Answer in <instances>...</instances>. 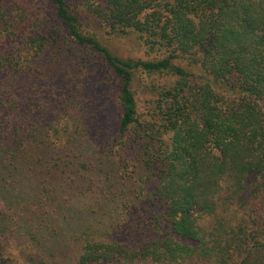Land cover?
<instances>
[{"label":"trees","instance_id":"1","mask_svg":"<svg viewBox=\"0 0 264 264\" xmlns=\"http://www.w3.org/2000/svg\"><path fill=\"white\" fill-rule=\"evenodd\" d=\"M74 4L0 0L9 250L52 264H264V0ZM102 69L112 134L87 108V75ZM144 193L139 218L157 207L167 235L131 247Z\"/></svg>","mask_w":264,"mask_h":264},{"label":"rangeland","instance_id":"2","mask_svg":"<svg viewBox=\"0 0 264 264\" xmlns=\"http://www.w3.org/2000/svg\"><path fill=\"white\" fill-rule=\"evenodd\" d=\"M72 6L74 4V0H67ZM115 45H117V52L126 55V53H131L134 49V44L126 42L124 40L113 41ZM86 76V74H85ZM108 77L106 75V71L102 69V71L96 70L95 72H90L87 75V78H90L91 81L95 78V88L92 90L90 85L92 82L87 81V91L91 93L92 100H90V105H87L88 110L93 116L94 120L98 123L101 122V129L105 130L106 133H114L117 125V121L119 118V109L112 103L110 97H106L107 93L105 91V85L110 81L108 78L101 80V77ZM64 88V86L62 87ZM105 91L104 99L99 98L98 93ZM87 93V92H86ZM101 100V101H100ZM141 101V100H139ZM106 105V107L104 106ZM138 109L142 110V106L140 102H137ZM42 116L38 117V120L41 119ZM100 126V125H99ZM149 185L148 191L151 194V190L153 189L154 182L151 180L147 183ZM144 193L139 196L138 201L134 202L131 205V209L135 214L134 220L132 221L133 228H135V232L132 238L128 241L131 247H137L143 241L145 237H153L157 239L158 237L162 238L167 235V227L165 226V221L162 220L161 212L157 209V207H150L146 209V214L148 217L145 219L139 218L141 213L145 210V204L149 203L150 194ZM137 195V194H136ZM131 197H135V195H131ZM158 204V203H157ZM159 207V204H158ZM132 213V214H133ZM162 218V219H161ZM124 236V233H122ZM128 236V235H126ZM141 239V240H140ZM10 238L2 233V229L0 228V250L2 254L0 255V264H52L49 261H29L27 257H22L18 254L17 251L9 250L11 245ZM68 264H72L73 261H67ZM65 263V264H67ZM195 264V263H191ZM205 264V263H203Z\"/></svg>","mask_w":264,"mask_h":264}]
</instances>
